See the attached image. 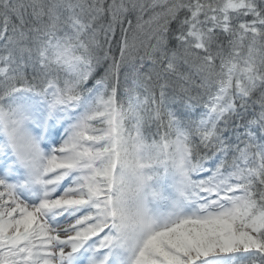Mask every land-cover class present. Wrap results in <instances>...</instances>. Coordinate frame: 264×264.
Segmentation results:
<instances>
[{
  "label": "snow or ice",
  "instance_id": "6c2138e0",
  "mask_svg": "<svg viewBox=\"0 0 264 264\" xmlns=\"http://www.w3.org/2000/svg\"><path fill=\"white\" fill-rule=\"evenodd\" d=\"M0 264H264V0H0Z\"/></svg>",
  "mask_w": 264,
  "mask_h": 264
}]
</instances>
